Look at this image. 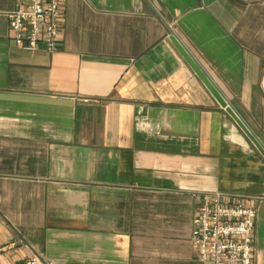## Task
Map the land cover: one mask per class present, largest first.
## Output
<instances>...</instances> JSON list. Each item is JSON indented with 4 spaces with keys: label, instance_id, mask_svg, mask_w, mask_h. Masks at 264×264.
Instances as JSON below:
<instances>
[{
    "label": "crops",
    "instance_id": "0c3cea01",
    "mask_svg": "<svg viewBox=\"0 0 264 264\" xmlns=\"http://www.w3.org/2000/svg\"><path fill=\"white\" fill-rule=\"evenodd\" d=\"M0 0L1 264H204L199 196L256 209L264 159V0H61L52 52L17 48Z\"/></svg>",
    "mask_w": 264,
    "mask_h": 264
},
{
    "label": "built area",
    "instance_id": "2783aa9c",
    "mask_svg": "<svg viewBox=\"0 0 264 264\" xmlns=\"http://www.w3.org/2000/svg\"><path fill=\"white\" fill-rule=\"evenodd\" d=\"M11 40L25 52L44 45L52 52L61 29V0H17L6 14ZM193 218L191 241L204 264H252L257 211L230 196L202 194ZM11 244L1 253L14 247ZM1 264V263H0ZM22 264H47L32 257Z\"/></svg>",
    "mask_w": 264,
    "mask_h": 264
},
{
    "label": "water",
    "instance_id": "95a60500",
    "mask_svg": "<svg viewBox=\"0 0 264 264\" xmlns=\"http://www.w3.org/2000/svg\"><path fill=\"white\" fill-rule=\"evenodd\" d=\"M171 41L177 50L180 52L182 57L186 60V62L193 69L197 77L206 87V89L213 96L218 105L225 111V113L234 121L237 127L241 130V132L246 136V138L252 143V145L256 148L259 154L264 159V147L259 143L257 138L252 134V132L248 129V127L244 124V122L239 118L231 105L223 98L221 93L215 87V85L210 81V79L205 75L202 69L198 66V64L194 61L188 51L183 47V45L175 38L171 37Z\"/></svg>",
    "mask_w": 264,
    "mask_h": 264
}]
</instances>
